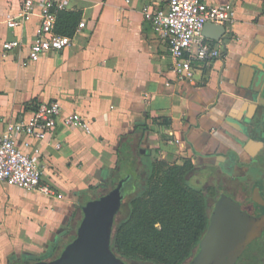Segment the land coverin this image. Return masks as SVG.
Masks as SVG:
<instances>
[{"label": "crops", "instance_id": "crops-1", "mask_svg": "<svg viewBox=\"0 0 264 264\" xmlns=\"http://www.w3.org/2000/svg\"><path fill=\"white\" fill-rule=\"evenodd\" d=\"M34 1L28 19L10 29L6 16L23 0H0V133L51 102L62 118L87 121L90 133L59 119L40 143L41 182L55 196L0 182V264L55 258L76 237L79 207L101 195L118 157L126 164L117 181L131 166L134 186L145 154L170 166L190 160L202 174L235 165L236 177L264 176V0H205L232 2L234 19L220 57L192 83L176 80L165 42L142 15L144 5L165 0H59L53 31L70 44L32 62ZM14 39L18 48L2 50Z\"/></svg>", "mask_w": 264, "mask_h": 264}, {"label": "built area", "instance_id": "built-area-1", "mask_svg": "<svg viewBox=\"0 0 264 264\" xmlns=\"http://www.w3.org/2000/svg\"><path fill=\"white\" fill-rule=\"evenodd\" d=\"M37 3L40 5V20L28 52V59L32 62L47 51H60L70 44L68 37L53 31L56 11L63 8L62 3L59 0H37ZM34 4V0H23L15 16H6L7 27L21 26ZM142 15L157 37L165 42L176 80L192 83L199 73L212 67L224 46L220 39L212 41L203 36L204 25H222L227 31V24H232L234 19V8L232 2L211 5L205 0H165L163 5H144ZM78 26L82 28L84 24ZM20 45L21 41L14 39L3 42L1 47L9 51ZM59 119L66 126L90 133L89 123L78 114L62 118L58 102L38 106L28 121H17L0 133V182L48 197L55 196V190L41 182L38 159L41 156L40 143L46 140ZM19 136L24 137L23 148L17 144ZM175 142L179 143V140Z\"/></svg>", "mask_w": 264, "mask_h": 264}, {"label": "trees", "instance_id": "trees-1", "mask_svg": "<svg viewBox=\"0 0 264 264\" xmlns=\"http://www.w3.org/2000/svg\"><path fill=\"white\" fill-rule=\"evenodd\" d=\"M125 164L118 157L97 198L114 187ZM142 165L144 172L115 216L110 250L124 262L184 264L209 224L206 189L195 183L196 167L190 160L170 166L145 154ZM80 220L81 207L74 222L79 225Z\"/></svg>", "mask_w": 264, "mask_h": 264}, {"label": "water", "instance_id": "water-1", "mask_svg": "<svg viewBox=\"0 0 264 264\" xmlns=\"http://www.w3.org/2000/svg\"><path fill=\"white\" fill-rule=\"evenodd\" d=\"M224 33L222 25L206 23L202 29L203 36L213 41ZM134 182L135 174L129 166L106 194L81 205L77 235L55 258L26 264H125L110 250V236L121 201L133 190ZM247 217L237 203L225 196L220 198L199 251L189 264H234L246 244L260 232L250 228Z\"/></svg>", "mask_w": 264, "mask_h": 264}, {"label": "flooded vegetation", "instance_id": "flooded-vegetation-1", "mask_svg": "<svg viewBox=\"0 0 264 264\" xmlns=\"http://www.w3.org/2000/svg\"><path fill=\"white\" fill-rule=\"evenodd\" d=\"M235 171H237L235 165L232 168L224 166L220 169H209L204 172V179H198L197 175L203 171L196 168L195 183L202 189H206L204 193L208 198L209 224L216 203L225 196L238 204L241 213L248 215L250 228L260 231L246 244L234 264H264V176L236 177ZM198 251L199 244L193 256L184 264H189Z\"/></svg>", "mask_w": 264, "mask_h": 264}, {"label": "rangeland", "instance_id": "rangeland-1", "mask_svg": "<svg viewBox=\"0 0 264 264\" xmlns=\"http://www.w3.org/2000/svg\"><path fill=\"white\" fill-rule=\"evenodd\" d=\"M197 178L198 179H204V174L200 173L199 175H197ZM126 264H143V263H140V262H130V261H125ZM144 264H147V263H144Z\"/></svg>", "mask_w": 264, "mask_h": 264}]
</instances>
